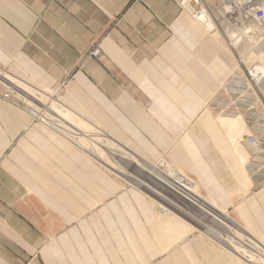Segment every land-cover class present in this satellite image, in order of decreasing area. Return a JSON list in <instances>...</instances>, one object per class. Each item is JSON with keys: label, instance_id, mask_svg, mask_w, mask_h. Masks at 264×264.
<instances>
[{"label": "crops", "instance_id": "1", "mask_svg": "<svg viewBox=\"0 0 264 264\" xmlns=\"http://www.w3.org/2000/svg\"><path fill=\"white\" fill-rule=\"evenodd\" d=\"M198 7L0 0V68L41 91L65 82L63 105L147 163L165 160L264 243V172L244 163V121H219L236 56ZM69 138L0 99V264H244L205 231L180 237L147 190Z\"/></svg>", "mask_w": 264, "mask_h": 264}, {"label": "bare ground", "instance_id": "2", "mask_svg": "<svg viewBox=\"0 0 264 264\" xmlns=\"http://www.w3.org/2000/svg\"><path fill=\"white\" fill-rule=\"evenodd\" d=\"M198 20L201 23H207L208 27L212 28L210 29L212 33L218 34L214 21L212 20L208 12L203 13V15ZM261 27L264 28V26H254L253 28L257 31L258 35ZM239 36L240 35H234V37H237V39L239 38ZM245 56H247L245 59L249 60L251 62V65L255 64V69L252 70L254 75L261 79L263 78L264 80V42H257L256 45L251 47L248 55ZM11 80L14 84H16V87L20 90V92L26 96L29 103L28 105L32 106L36 110L41 111V106L33 102L35 100H33L34 98L32 95H35L43 100V109L46 110V118L48 119V123L51 127L69 136L75 143H77L85 151L93 155L101 164L106 166L111 172L115 173L121 179L131 184H136L140 187H143L145 190H147L146 187H152V183H150V180H156L158 182V191H147L151 194L153 202L156 205L161 204V202L159 201V197H161L160 188H164L165 183L171 184L173 182L171 180L173 171L168 174V172L160 168L159 165H151L147 163L143 157L136 155L117 141L111 139L100 129H98L85 119L81 118L80 116L76 115L67 106L63 105L59 101L53 100L50 95H54V91H41L38 88L36 89L35 87L28 85V83H23L12 77ZM45 105L48 107H46ZM219 121L223 126L227 127L230 123L235 125L237 124V122H242L244 120L241 116H237V118L235 119L234 117L233 119H231V117H220ZM232 140L235 141V144H237L233 136ZM245 155L246 159L244 160V163L248 161V155L246 151ZM129 170L134 173H131ZM145 178L147 179L146 182L143 180ZM181 186L182 190L185 191L184 195L191 199L192 207L196 206L198 207V211H202V209H204L207 214H212L213 218L209 217L206 219V217H204L206 221L204 222L205 225L203 224V227L206 228L209 226V229L206 230L207 232L215 236V238L222 243L226 244L227 247H230L234 253L236 252L238 256L241 257V260H243L244 258L251 262L259 261L260 264H264V259L262 257H258L254 254L253 251L248 250L245 245L240 243L239 240L243 241L244 239H247V236L249 235L245 228H243L239 223L232 220L230 216L226 214V212L219 213V210L217 211L211 205H209L201 197V195L197 191L196 186ZM201 205H206L209 209L207 210L204 206L202 208ZM197 210H194V212H192L191 208L188 209V211L182 208V211L185 212V214L182 215L178 211V209H168L164 213L163 219L165 221H170L175 226H177L178 231L180 230L181 233L180 237H183L190 232L200 229V227L196 225V221L194 220V223L191 220L192 216L195 217L199 213L196 212ZM207 224L209 225L207 226ZM224 233H227L228 235L230 234L232 237H223Z\"/></svg>", "mask_w": 264, "mask_h": 264}, {"label": "built area", "instance_id": "3", "mask_svg": "<svg viewBox=\"0 0 264 264\" xmlns=\"http://www.w3.org/2000/svg\"><path fill=\"white\" fill-rule=\"evenodd\" d=\"M191 1L199 5L198 10L194 14L197 21H199L198 19H200L203 13L208 12L211 16L213 15L211 7L205 2H202V0H180V5L185 7ZM217 1L218 6L213 9L214 15L218 17L217 21L223 27L234 29L236 31L235 35L240 34L239 38L242 35L258 36L257 31L253 28L254 26H264V0ZM201 24L205 26V23ZM207 31L211 32L208 29ZM101 54L102 50L100 46H95L91 51V56L95 58H99ZM240 64L238 62L236 63L235 69L230 77L221 85V89L225 92V97L219 99L217 102L223 115H229V117L241 116L243 118L247 128L242 141L246 142L253 149V152L246 151L248 161L245 164L256 174L258 172H264V80L263 78L261 79L255 76L252 72L255 69V64L249 66L245 65V63ZM11 77L5 69L0 68V99L28 110L33 120H38L48 127H51L48 119H46V113L28 105L26 96L12 82ZM64 86L65 82L60 83L54 90L55 94L63 91ZM51 128L54 129L53 127ZM56 131L62 133L59 130ZM159 166L167 171L168 174L173 171V176L171 177L173 182L171 184L165 183L164 188H160L161 197H158L161 204H158V209L163 213L168 209H178L181 214H185L181 206L190 209L191 199L184 195L185 191L182 190L181 185L195 187V182L180 171H177L165 160ZM247 233L249 232L247 231ZM239 241L248 250L253 251L255 255L264 259V243L254 235L249 233L247 239ZM243 260L246 264H260L259 261L251 262L244 258Z\"/></svg>", "mask_w": 264, "mask_h": 264}, {"label": "rangeland", "instance_id": "4", "mask_svg": "<svg viewBox=\"0 0 264 264\" xmlns=\"http://www.w3.org/2000/svg\"><path fill=\"white\" fill-rule=\"evenodd\" d=\"M209 2L211 3V5H212V9H211V11H212V19H214L213 21H215L214 22V24H215V26H216V28H217V30L219 31H221V35L223 36V37H225V38H227V43L228 42H231L230 44L232 45L230 48H231V50L233 49V52H234V55L236 56V61L238 62V63H241L240 65H242V64H244L245 63V65H247V66H249V65H251V62L249 61V60H247V59H245L247 56H245V55H248V53L250 52V49H251V47H253L254 45H256V43L258 42V43H263L264 42V28L263 27H261V30H259V35H258V37L256 38V37H254V36H251V35H242L241 36V38H238L237 39V37L235 38L234 37V31H231V32H229V31H227L226 29H225V27H223L222 25H221V23H219V21H217V16L216 15H214V10L213 9H215V5L217 4V6H218V2H217V0H213V1H210L209 0ZM216 6V7H217ZM205 25L208 27V25H207V23H205ZM209 28V27H208ZM209 29H212V28H209ZM263 29V30H262ZM220 31H219V33H220ZM226 32H228L227 34H226ZM229 34H230V36H231V38H232V40L231 39H229L228 38V36H229ZM216 35V34H215ZM238 35H240V34H238ZM234 38H233V37ZM240 37V36H239ZM236 39V40H235ZM239 40V41H238ZM229 44V43H228ZM243 59H244V61H243ZM236 62V63H237ZM245 68V67H244ZM61 94H62V91L59 93V94H55L54 93V95H50V97H52L53 98V100H56V101H59V102H62V97H61ZM33 96V100H35V101H33V102H35V103H37L38 105H40L41 106V111H44V112H46V110L45 109H43V105L42 104H44V102H43V100H41L39 97H37V96H35V95H32ZM56 98H55V97ZM63 103V102H62ZM46 106V105H45ZM46 107H48V106H46ZM222 114V113H221ZM223 115V114H222ZM223 116H227V115H223ZM229 116V115H228ZM47 119V118H46ZM246 129V128H245ZM240 141H241V139L239 140V143H240ZM241 144V143H240ZM245 151V150H244ZM246 159V158H245ZM131 173H134V172H132L131 170H129ZM145 182H146V178L145 179H143ZM150 180V179H149ZM143 181V182H144ZM144 182V183H145ZM150 183H152L151 184V186L152 187H146V189L148 190V191H152V190H156V191H158V186H157V184H158V182L155 180V181H151L150 180ZM153 193V192H152ZM189 205V204H188ZM188 205H186V206H188ZM190 206V205H189ZM203 206L208 210L209 208L206 206V205H201V207L203 208ZM182 207V206H181ZM184 210H186V211H188V207H185V206H183L182 207ZM192 208H194L195 210H197V208L198 207H192L191 206V211L193 212V210L194 209H192ZM198 214L195 216V217H193L192 216V221L195 223V221H196V225L197 226H199L200 227V229L199 230H202V231H205L206 233H208V234H210L209 232H207L206 230L207 229H209V224H207V226L208 227H203V224H204V222L206 221L205 219H204V217H206V219L207 218H209V217H211V218H213L212 217V214H207L205 211H204V209H202V211H196ZM185 213V212H184ZM182 215H184V214H182ZM190 218V217H189ZM195 220V221H194ZM208 222V221H207ZM205 225V224H204ZM199 233V232H198ZM211 235V234H210ZM211 236H213V235H211ZM231 235L229 234H227V233H224V235H223V237H226V238H231L230 237ZM214 238H215V236H213ZM229 249H231V248H229ZM232 250V249H231ZM236 253V252H235ZM240 259H241V257H240ZM244 263V262H243ZM244 264H246V263H244Z\"/></svg>", "mask_w": 264, "mask_h": 264}, {"label": "water", "instance_id": "5", "mask_svg": "<svg viewBox=\"0 0 264 264\" xmlns=\"http://www.w3.org/2000/svg\"><path fill=\"white\" fill-rule=\"evenodd\" d=\"M119 143V142H118ZM121 144V143H120Z\"/></svg>", "mask_w": 264, "mask_h": 264}]
</instances>
